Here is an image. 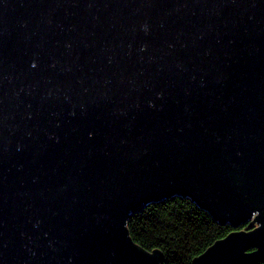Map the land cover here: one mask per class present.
<instances>
[{
    "label": "water",
    "instance_id": "obj_1",
    "mask_svg": "<svg viewBox=\"0 0 264 264\" xmlns=\"http://www.w3.org/2000/svg\"><path fill=\"white\" fill-rule=\"evenodd\" d=\"M174 195L251 221L193 264L264 262V0H0V264H161Z\"/></svg>",
    "mask_w": 264,
    "mask_h": 264
},
{
    "label": "trees",
    "instance_id": "obj_2",
    "mask_svg": "<svg viewBox=\"0 0 264 264\" xmlns=\"http://www.w3.org/2000/svg\"><path fill=\"white\" fill-rule=\"evenodd\" d=\"M250 223L238 228L230 222L221 224L192 198L174 195L156 200L132 214L126 226L141 248L163 252L161 264H193L194 258L205 253L216 241L231 232L249 230Z\"/></svg>",
    "mask_w": 264,
    "mask_h": 264
}]
</instances>
